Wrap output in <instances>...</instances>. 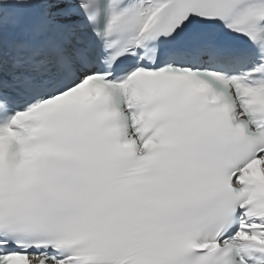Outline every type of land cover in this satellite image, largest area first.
Listing matches in <instances>:
<instances>
[{"label": "snow or ice", "instance_id": "6c2138e0", "mask_svg": "<svg viewBox=\"0 0 264 264\" xmlns=\"http://www.w3.org/2000/svg\"><path fill=\"white\" fill-rule=\"evenodd\" d=\"M0 264H264V0H0Z\"/></svg>", "mask_w": 264, "mask_h": 264}]
</instances>
